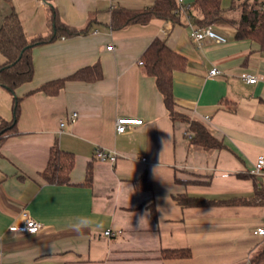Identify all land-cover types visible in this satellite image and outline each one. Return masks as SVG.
Wrapping results in <instances>:
<instances>
[{
    "label": "crops",
    "instance_id": "0c3cea01",
    "mask_svg": "<svg viewBox=\"0 0 264 264\" xmlns=\"http://www.w3.org/2000/svg\"><path fill=\"white\" fill-rule=\"evenodd\" d=\"M238 1L221 0L224 17L211 23L227 41L199 46L190 35L204 20L197 7L176 20L115 27L119 10L140 12L157 0H0V26L15 9L28 37L50 35L53 5L77 33L33 49L34 79L18 90L26 96L17 133L0 141V264H252L264 249V235L255 233L264 229V201L256 200L264 171L253 173L264 156V50L238 37ZM156 39L186 61L173 76L177 111L206 126L222 148L193 143L189 124L170 116L142 60ZM5 61L0 53V66ZM87 68L101 69L102 78H69ZM214 68L220 74L211 76ZM246 74L258 81L248 83ZM60 79L67 80L56 95L38 90ZM13 100L0 86L7 121ZM119 117L143 124L120 134ZM55 145L75 156L67 184L41 175ZM97 148L117 153V161L96 159ZM144 179L152 190L139 186L149 185ZM182 195L201 204L183 206ZM24 212L43 223L40 233L8 232ZM83 219L91 223L78 233L72 227ZM176 249L192 257L162 258Z\"/></svg>",
    "mask_w": 264,
    "mask_h": 264
},
{
    "label": "trees",
    "instance_id": "16d2710c",
    "mask_svg": "<svg viewBox=\"0 0 264 264\" xmlns=\"http://www.w3.org/2000/svg\"><path fill=\"white\" fill-rule=\"evenodd\" d=\"M51 2V0H47ZM241 10L240 18L234 22L238 29V37L260 44L264 50V0H239ZM193 7L203 12L204 20L199 26L210 25L218 18L224 17V9L221 0H195L189 10ZM188 10V12H189ZM48 21L51 27L50 35H38L28 37L22 27L20 17L15 9L6 16L0 26V53L6 61L0 66V86L8 91L14 98L13 118L10 121L0 116V141L5 136L17 133V121L21 112V101L24 96L18 95V90L29 84L34 79L35 67L33 61V49L39 45L55 40L59 35H74L72 29L61 23L56 8L48 7ZM184 13L178 12L176 0H157L152 8L140 12L119 10L114 15L115 27H123L134 23H146L153 18L176 20ZM144 71L156 81L158 90L161 92L168 112L172 119L183 120L189 124V131L192 133V142L201 145L204 149H220L223 144L215 139L210 130L198 121L189 120L176 109V102L173 95V76L177 70L185 68V58L170 48L163 40L156 39L148 47L142 56ZM70 79L96 81L102 78V71L99 69L96 74L90 68L75 73ZM67 79L52 81L43 85L40 91L49 95H56L64 86ZM33 92V91H32ZM32 92L28 93L31 94ZM75 165V156L72 152L62 150L58 145L52 147L46 169L41 173L43 179L49 184L69 183L70 172ZM91 173L87 182L91 180ZM149 185L139 186L152 190V185L147 179L141 182ZM264 201V188L256 191V200ZM183 206L201 204L199 199L187 197L186 195L177 198ZM192 257L190 249L164 250L162 258L189 259ZM264 259V249L253 259L252 264H257Z\"/></svg>",
    "mask_w": 264,
    "mask_h": 264
},
{
    "label": "built area",
    "instance_id": "2783aa9c",
    "mask_svg": "<svg viewBox=\"0 0 264 264\" xmlns=\"http://www.w3.org/2000/svg\"><path fill=\"white\" fill-rule=\"evenodd\" d=\"M178 4V12L186 14L190 8V4L187 0H176ZM191 38L201 46L205 40H211L217 43H225L227 41L226 37L220 34L214 24L206 25V26H197L191 29ZM113 46L110 45L108 50H113ZM220 74V71L217 68H214L210 71L211 76H216ZM245 78L248 83L254 84L258 81L257 77L252 74H246ZM77 113H73L70 117V122L74 123L77 120ZM143 124L141 119L131 118V117H119L116 121V130L118 133L122 134L125 133L129 127L137 126ZM66 125L65 121L60 123L61 129ZM190 138H192V134H188ZM96 159L100 161H106L110 163H115L118 159L117 153L106 151L101 148L96 149L95 154ZM143 161H146V158H142ZM264 171V156H259L255 169L254 174L259 175ZM44 228L43 223L40 221L35 220L32 218L27 212H24L22 215V222L19 225H11L8 228V232L10 233H21V234H38ZM256 234L264 235V229L259 228ZM105 234L107 236H112L114 233L111 229H108Z\"/></svg>",
    "mask_w": 264,
    "mask_h": 264
},
{
    "label": "clouds",
    "instance_id": "9594fccd",
    "mask_svg": "<svg viewBox=\"0 0 264 264\" xmlns=\"http://www.w3.org/2000/svg\"><path fill=\"white\" fill-rule=\"evenodd\" d=\"M91 223L90 220L88 219H83V220H80V221H77L74 225H73V229L78 232V233H82V230L86 227L89 226V224Z\"/></svg>",
    "mask_w": 264,
    "mask_h": 264
},
{
    "label": "rangeland",
    "instance_id": "374dc122",
    "mask_svg": "<svg viewBox=\"0 0 264 264\" xmlns=\"http://www.w3.org/2000/svg\"><path fill=\"white\" fill-rule=\"evenodd\" d=\"M238 30V29H237Z\"/></svg>",
    "mask_w": 264,
    "mask_h": 264
}]
</instances>
